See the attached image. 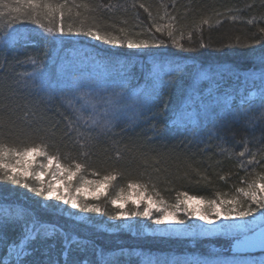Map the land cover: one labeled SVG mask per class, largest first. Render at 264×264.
Listing matches in <instances>:
<instances>
[{
    "label": "trees",
    "instance_id": "trees-1",
    "mask_svg": "<svg viewBox=\"0 0 264 264\" xmlns=\"http://www.w3.org/2000/svg\"><path fill=\"white\" fill-rule=\"evenodd\" d=\"M13 2V0H8ZM52 4L66 3L72 9L71 14L65 9L63 24L65 30L69 23L79 26L80 20L87 17L88 25H99L104 32L119 35L118 29L125 28L135 39L152 37L166 42V49H128L113 48L87 37H59L47 40L42 38L43 29L30 21L16 22L14 27L24 32L34 41V46H17L14 50L0 53V94L10 96L7 108H0V141L5 146L22 147L45 140L46 151L56 154L60 162L71 165L76 162L86 163L87 167L80 175L87 179H102L105 175H115L110 181L107 192L99 201H92L101 207L106 214L89 215L86 220H78L62 211H55L47 201L35 197L26 189L4 185L0 187V207L10 208L15 212L18 207L29 210L42 222L55 223L65 232L78 237L95 241L105 251L126 248L135 249L127 264H142L143 255L153 257L201 256L212 259L231 258L230 244L218 243V251L181 245L176 241L157 242L148 238L137 240L140 236H129L131 232H106L102 228L103 218L108 219L115 211L111 200L118 193L128 189L130 182L146 185L143 189L154 199H163L166 203H174L180 192L197 194L205 200L220 198H242L237 192L246 188L247 184L264 175V124L256 122L247 128L240 125L225 126L218 135L209 137L208 130L201 128L192 132L170 131L163 136H153L152 121L145 122L140 117L134 126H129L127 120H122L112 129L104 131L99 127L92 128L90 124L79 122L80 132L91 134L95 139L88 145L84 137L69 127V118L76 119V114L63 104L59 98L46 100L33 86H27L33 64L25 53H31L32 58L39 62L44 53L52 55L53 50L60 47L61 56L75 59L82 71L94 70L103 74L100 65L109 61H120L135 75L131 81L132 87L145 83L141 67L151 66L153 54L161 51L173 53L166 59L178 60L191 69L192 66L208 68L210 66L231 70L227 73V87L223 92L231 93L238 100L239 95L257 101L259 88L251 82L244 84L243 77L250 75V70L258 69V59L264 47L255 45L260 38L259 29L264 27V0H48ZM87 4L88 8H77L75 5ZM143 4L151 13L144 11ZM7 11V10H5ZM79 12L81 15L77 16ZM161 17H164L162 20ZM207 21V23H205ZM249 21H252L250 24ZM59 22V15L57 23ZM173 25L174 35L185 48L193 51H181L174 47L164 35L155 32L152 23ZM45 28L55 24L44 22ZM7 15L0 18V34L7 31ZM147 30V31H145ZM135 33H142L135 36ZM189 35L191 40H189ZM203 43L208 47L200 48ZM119 54V55H117ZM236 73L241 76L237 81ZM258 83V80H257ZM187 84L184 78H179L171 87L163 90V95L157 100L154 111L165 100L170 105H176L181 99V89ZM252 115V114H250ZM258 118L259 113H255ZM167 114L159 116L162 126ZM149 137H152L149 139ZM84 147H81V145ZM245 151V156L238 153ZM87 153V155H85ZM248 160H253L248 164ZM243 162L244 166L241 167ZM97 175H93V173ZM224 177V179H221ZM79 180V179H77ZM31 182V181H30ZM34 183V182H33ZM128 206V205H127ZM126 208L131 207L130 205ZM9 241L21 237L20 227H9L6 230ZM138 237V238H137ZM137 238V239H136ZM143 238V237H142ZM54 243V247H49ZM214 243V242H213ZM62 238L57 235L39 245L40 251L29 257L32 261L45 259L55 260L61 257ZM47 249V256L44 254ZM7 245L0 246V259L5 264H15V258L7 261ZM240 259L252 260L259 264L264 261V249L236 254ZM72 254L69 259H80ZM90 259L95 260L94 255Z\"/></svg>",
    "mask_w": 264,
    "mask_h": 264
},
{
    "label": "snow or ice",
    "instance_id": "snow-or-ice-1",
    "mask_svg": "<svg viewBox=\"0 0 264 264\" xmlns=\"http://www.w3.org/2000/svg\"><path fill=\"white\" fill-rule=\"evenodd\" d=\"M77 8H88L87 4L75 5ZM151 13L143 4L140 5ZM65 9L71 14L72 9L66 3L52 4L48 0H0V18L7 15V31L0 34V53L14 50L18 45L22 47L34 46V41L21 29L14 27L16 22L30 21L38 28L43 29L42 38L50 37H80L84 36L92 41H99L113 48L127 47L128 49H166L164 40L155 37L149 39H135L125 28H119V35L104 32L99 25H88L87 17L80 20L79 26L74 27L69 23L67 30L63 24ZM7 10V11H5ZM59 15V22L57 17ZM77 16L81 14L76 13ZM163 20L164 17H161ZM44 22L55 24L54 27L45 28ZM207 23V21H205ZM251 24L252 21H249ZM155 32L164 35L174 47L181 51H193L185 48L176 38L173 25L152 23ZM147 31V30H145ZM260 38L255 40V45L264 47V27L259 29ZM140 36L142 33H135ZM189 40L191 36L189 35ZM62 45L63 40L56 41ZM200 48L208 47L201 43ZM62 48L53 50L51 56L47 52L44 58L37 62L31 53H25L33 64V71L29 74V89L35 88L48 101L59 98L70 108L76 119L69 118V127L84 137L85 142L91 145L95 139L91 134L80 132L79 122L87 113L90 127H99L104 131H112L120 121L127 120L129 126H134L144 117L145 122L152 121L151 131L153 136H163L170 131L192 132L201 128L208 130L209 137L218 135L225 126L233 124L247 128L256 122L264 124V52L259 56V68L250 70V75L243 77V83H252L259 88L257 101L248 97L236 95V100L231 93L223 92L227 87L226 76L231 70L210 66L202 68L192 66L191 69L182 65L178 60L166 59L175 54L161 51L153 54L151 66L147 69L141 67L145 83L139 87H132L131 81L135 75L122 62L109 61L100 65L103 75L89 73L85 75L75 59L61 56ZM119 55V54H117ZM237 81L241 76L233 73ZM179 78H184L187 84L181 89V99L176 105H170L167 100L163 102L159 111H154L157 100L163 95V90L171 87ZM258 80V83H257ZM10 96L0 94V108H7ZM255 113H259L258 118ZM167 114L164 124H159L158 117ZM252 114V115H250ZM3 123L0 117V124ZM152 137H149L151 139ZM81 147H84L82 144ZM87 155V153H85ZM245 156V151L238 153ZM252 164L253 160H248ZM243 162L241 167H243ZM87 167L86 163L76 162L66 165L60 162L56 154L46 151L45 140L33 145L22 147L5 146L0 141V187L4 185L16 186L26 189L35 197L43 201H54L56 205L50 207L59 211L58 205L69 206L85 214L104 213L100 206L92 201L101 199L100 191L107 192V185L116 179L115 175H105L102 179H87L80 175ZM97 175V173H93ZM79 179L78 183H73ZM224 179V177H221ZM31 181V182H30ZM34 182V183H33ZM128 189L138 198L133 199L134 207L129 210L125 207L130 196L121 192L110 202L116 206L109 219L115 221H128L140 218L151 221L156 226L174 225L181 226V232H170L168 235H196L204 233L197 224L188 221H199L205 225H218L209 231L219 232L225 236L235 238L231 245V258L212 259L201 256H172L153 257L143 255L142 264H256L252 260L240 259L238 253L250 251L254 248L264 249V175L247 184L246 188H239L237 192L242 198H220L205 200L197 194L180 192L175 203H166L163 199H154L147 194L146 185L130 182ZM123 200V203L120 201ZM203 206V207H202ZM259 214V232L255 231L254 223L256 214ZM252 217L250 221L248 218ZM20 227L21 237L9 241L6 230ZM129 228L133 225H129ZM252 235H249V233ZM207 234V233H204ZM59 235L62 238L61 257L55 260L32 261L29 257L40 251L39 245L50 238ZM7 245L8 258L15 256V264H127L135 249H114L105 251L95 241L69 234L55 223L42 222L29 210L18 207L15 212L10 208L0 207V246ZM49 247H54V243ZM44 254L47 256V249ZM72 254L80 259H69ZM95 256V260L90 259ZM7 259V258H6ZM0 264L5 260L0 259ZM259 264H264L260 261Z\"/></svg>",
    "mask_w": 264,
    "mask_h": 264
},
{
    "label": "rangeland",
    "instance_id": "rangeland-1",
    "mask_svg": "<svg viewBox=\"0 0 264 264\" xmlns=\"http://www.w3.org/2000/svg\"><path fill=\"white\" fill-rule=\"evenodd\" d=\"M24 31V30H23ZM59 40H61V38L58 37ZM85 75H88L89 73H94V74H98L96 73L94 70H91L90 72H86V71H82ZM103 75V74H100ZM35 87V85H33ZM85 121H88V115L87 113L84 114V119H82L80 121V123H85ZM90 124V121L89 123ZM79 180L74 181L73 183H78ZM141 191H144L143 189H141ZM123 192V194L125 196H130V199L128 201V203L125 205V207L128 205H130L131 207L129 208H133L134 205L132 204V200L133 199H138L134 193H132L131 189H126ZM119 192L118 195L121 193ZM105 192L103 190L100 191V195H104ZM89 202H92L91 199H89ZM121 203H123V200L120 201ZM47 203L51 206V205H56L57 202L54 201H47ZM175 203V202H174ZM114 206V205H113ZM127 206V207H128ZM116 207V206H114ZM203 207V206H202ZM58 208L60 209L59 211L65 212L67 213L69 216L76 218L78 220H86V218L88 217V214L85 213H80L78 210H74L71 209L69 206H65V205H58ZM131 210V209H129ZM90 215V214H89ZM91 215H96L97 217H101L100 215L96 214V213H91ZM104 222H102L103 226L102 228L104 229V231L111 232H119V230L121 231H127V232H131V234L129 236H125V237H129L130 236H142L141 238L137 239V240H141V239H145L148 238L149 240H154L157 242H168V241H176V243H179L183 246L185 245H189V247H195L196 244L203 247L204 249H210L211 251H218L219 248H216V244L218 243H224V244H230L229 246L231 247L232 244L235 243V238L230 237V236H225L219 232H215V231H209V229H215L218 227V225H205L202 224L199 221H188L189 223H193V224H197L199 225V227L201 229L204 230V233H197L196 235H184V234H177V235H168L167 233L170 232H177L180 233L181 232V226H174V225H161V226H156L154 224L151 223V221L148 220H144V219H140V218H133L132 220H128V221H124V220H120V221H115V220H111V219H106L103 218ZM250 221L253 220L252 217L248 218ZM254 223L257 225V227L255 228L256 232H259V214H256V218ZM129 225H133V227L129 228ZM249 235H252V233L250 232ZM214 242V243H213ZM258 250H262L260 248H254L251 249L250 251H246V252H251V251H258ZM240 254V253H239ZM7 261L12 260L13 258H15V256H12L10 258H8L7 255Z\"/></svg>",
    "mask_w": 264,
    "mask_h": 264
}]
</instances>
